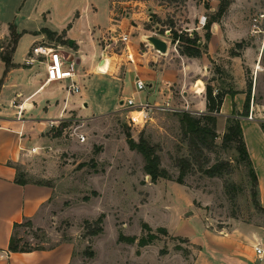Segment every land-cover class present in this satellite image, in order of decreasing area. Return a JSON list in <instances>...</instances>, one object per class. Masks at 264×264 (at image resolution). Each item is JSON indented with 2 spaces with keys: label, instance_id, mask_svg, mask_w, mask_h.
<instances>
[{
  "label": "rangeland",
  "instance_id": "1",
  "mask_svg": "<svg viewBox=\"0 0 264 264\" xmlns=\"http://www.w3.org/2000/svg\"><path fill=\"white\" fill-rule=\"evenodd\" d=\"M92 1L98 7L96 15L92 16L93 25H96L93 29L96 31L95 39L105 48L106 41L102 36L105 35L107 39L114 36L113 45L108 50L117 53L112 61L118 66L115 74L121 80L130 60L126 43L120 37L132 25H140L139 31L134 34L156 35L171 42L172 54L176 53L173 50L175 44L181 50L185 44L184 38H194L198 33L194 28L189 30L184 22L188 21L190 0H109L110 12L108 0ZM193 1L204 2L207 10L194 17L198 20L204 15L208 23L218 11V8L214 11L210 9L211 3L220 4L221 0ZM81 2L0 0V56L13 55L11 49L15 35L11 25L31 30L44 25L55 28L68 16L72 15L73 19L81 8ZM155 4L162 5L165 12H154L157 9ZM45 12L48 14L47 20L43 16ZM134 14L135 18H131ZM221 18H228L229 26L233 28L234 25L237 33L228 53L236 48L243 61L251 63L242 64L245 90L249 89L248 81L252 84L250 110L253 101L254 113L264 117V0H231ZM98 30L102 32L101 36H98ZM29 41L30 37L19 42L18 58L25 56ZM39 42L56 47L59 44L47 37L36 43ZM146 43L143 37L136 48L132 46L128 50L134 59ZM130 44L133 45V41ZM204 45L201 43L203 50ZM212 67L207 80L216 92L220 88L228 90L236 87L238 77L232 74L231 66L219 73L216 67L220 66L216 62ZM132 76L134 74L126 75L123 88L121 80H118L119 84H112L109 79L98 75L82 82L89 95L85 106H81L84 112L74 111L69 117L75 120L67 122L60 135L55 136L56 131L50 133L51 142L45 149L46 155L37 154L40 156L30 161L31 174L25 172L27 168L25 171L20 168V177L40 181L46 175L48 182L56 187L55 200L43 226L36 227L25 222L18 230L21 246L46 248L63 240H71L80 254V264H194L198 245L184 235H194L199 240L205 236L210 249L219 256L222 253L220 238L227 235L233 222L264 223V212L255 206V200H259L258 196H253L254 184L248 168L239 159L237 143L223 142L226 125L223 128L218 114L217 146L213 150H206L205 157L196 158L194 154V164L185 177V183L180 184L176 181L180 172L177 161L191 153L179 118L182 111H155L148 122H134L131 117L133 113L122 110L120 101L132 96L154 100L148 98L149 80L146 89L136 92ZM164 101L159 100V103ZM173 104L185 107L180 101ZM192 113L200 115L204 112ZM245 116L243 110L237 118L241 122ZM75 131L83 133L86 140L81 142ZM129 136L135 141L145 139L153 145L160 155L161 166L168 170L172 179L159 178L153 182L151 176L145 173L143 155L130 148ZM218 161L230 162V169L221 175L208 176L204 169ZM102 214L104 230L90 236L86 221L95 222ZM145 224L150 229H145ZM161 228H165L166 232ZM151 233L155 238L149 244L140 246L139 240L143 237L150 239ZM121 236L135 237L136 240H120ZM91 251L94 252L93 256L89 255ZM213 262L220 263L217 258Z\"/></svg>",
  "mask_w": 264,
  "mask_h": 264
},
{
  "label": "crops",
  "instance_id": "2",
  "mask_svg": "<svg viewBox=\"0 0 264 264\" xmlns=\"http://www.w3.org/2000/svg\"><path fill=\"white\" fill-rule=\"evenodd\" d=\"M81 3V8L76 11L73 19L70 15L55 28L44 25L31 30L15 25L16 32L20 36L12 55V62L17 66L12 67L5 74L6 65L0 58V80L3 79L0 88V264H80L81 262L80 254L71 240H63L46 248L35 247L29 251H12L9 248L12 237L20 239L17 232L22 229L25 222L30 221L36 227L43 226V222L51 212L50 208L53 206L56 192V187L48 182L49 177L46 175H43L40 181L27 180L25 184L18 183L17 166L22 167L24 171L27 168L25 172L29 173L30 161L40 156L37 154L46 155L45 149L51 142L52 127H57L62 119L69 118L74 111L84 112L81 106H85L89 95L82 82L90 80L94 75L109 79L112 84H119L118 80L122 79L115 74L118 66L112 61L117 57V53L108 50L113 45V37L107 39L105 35L102 36L103 40H106L105 48L96 40V31L93 30L96 25H93L92 21V16H95L98 10L96 3L92 0H82ZM211 4V10L218 8L219 3ZM188 5V21L184 20V22L189 26V30L193 28L197 30L202 44H207L203 54L201 56L182 54L177 44L173 49L176 53L172 54L171 42L165 38L163 39L168 43L166 53H161L146 43L145 47L140 49L139 56L127 62V71L120 85L123 88L127 74H134L133 86L138 77L145 82L149 80L148 98L158 102L167 99L173 103L180 101L185 107L188 105L190 111L206 112L205 88L208 76L213 71L212 65L216 62L220 68L222 67L221 69L231 66V72L238 77V81L233 89L236 92L226 94L221 111L218 113V121L224 128L227 118L237 117L244 110L247 91L242 64L251 63L244 62L236 48H233L232 53H228V49L232 48L233 41L237 38L235 27L229 26L228 18L213 22L212 36L210 40H206L204 27L200 25L199 19L194 17L197 13L207 10L204 8V2L190 0ZM107 6L110 12L109 0ZM161 6L156 5L157 9L154 12L159 14L165 12ZM46 14V12L43 14L45 20L48 19ZM131 18H135V14ZM43 27L59 32L66 30V38L75 43L74 47L65 45L63 50L69 55H74L78 62L77 80L81 87L78 93H73L67 88L70 84L68 79L46 82L44 63L27 64L31 46L47 37L40 32ZM139 28L140 25H132L128 32L123 31L129 36L125 47L127 53L132 46L136 48L143 37L148 36L134 34ZM98 31L100 32L98 36H101L102 32ZM28 37L30 41L27 52L20 59L17 57L18 44ZM131 41L133 45L130 44ZM104 53L109 59V65L106 72H101L100 64ZM256 57L259 60V55L256 54ZM241 124L258 177V200L264 208V132L260 123L245 117ZM230 229L227 235L220 238L222 253L219 256L210 249L205 236L199 240L194 235H184L194 245H198L199 250L194 264H216L213 262L214 258L219 260L218 264H264V223L236 220ZM257 247L263 249L262 258L256 251Z\"/></svg>",
  "mask_w": 264,
  "mask_h": 264
},
{
  "label": "trees",
  "instance_id": "3",
  "mask_svg": "<svg viewBox=\"0 0 264 264\" xmlns=\"http://www.w3.org/2000/svg\"><path fill=\"white\" fill-rule=\"evenodd\" d=\"M231 0H221L218 11L215 14V17L212 18L211 21L205 24V38L206 40H210L212 33H211V26L212 23L215 21H219L223 14L228 10V7L230 6ZM14 26V27H13ZM12 33L15 35V41L14 46L11 49V53L15 52L16 45L18 43L19 34L16 32L15 25H11ZM14 28V30H13ZM41 33H44L48 39L55 40L57 43L65 44V45H71L72 47L75 46V43L72 42L71 39L66 38V30H63L61 32L56 30H51L48 27H43L40 31ZM196 37V38H195ZM194 38L192 37H185L182 49L180 52L182 54H186L188 56H201L203 54V49H201V37L198 33H196V36ZM174 39H177V36H174ZM179 39V38H178ZM181 41V39H179ZM240 43H238L239 45ZM207 44L204 45V50H206ZM0 58L5 62L6 69L5 74L8 72L9 69L12 67H16L17 64L12 62V57L9 55H1ZM222 69L220 67H216V72H221ZM3 83V79L0 80V88ZM249 89L247 91L246 95V101L244 105V115H248L250 111V100H251V81H248ZM235 93L233 89L231 90H224L220 88L217 92L215 91L212 83L208 82L206 84L205 88V97H206V107L207 110L203 114L200 115H194L190 111H182L180 112V122L182 131L184 133V136L188 140V144L190 147V155L187 157H181L177 161V166L179 167V175L176 178V181L180 184L185 183V177L188 174L189 170L191 169L192 165L194 164V154L196 158L206 156L205 151L206 150H213L217 144H216V138L218 137L216 125H217V114L220 113L221 107L223 105L225 96L227 93ZM235 114V112H234ZM67 124V122H61V125L58 127H52V131H56V135L58 136L62 133V128ZM261 128L264 132V122H261ZM61 126V127H60ZM223 142H236L237 143V151L239 152V159L242 162H245L249 175L253 181L254 187L252 189V193L254 197L258 196V177L255 172V169L252 164V160L246 145V141L244 138V132L243 127L240 122V120L236 117H229L226 121V132L223 135ZM128 143L131 149L137 150L140 152L145 160L144 170L145 173L151 176V179L153 182H155L159 178H168L172 179L170 173L168 170L161 166V159L160 155L157 153L156 148L151 145L148 141L145 139H140V141H135L131 138V136L128 137ZM85 163H83V166ZM231 166V163L228 161H218L217 163L207 167L204 169V172L210 176H217L223 174L225 171L229 170ZM18 168V175L16 177V181L20 184H25L27 182V179L25 177H20L19 170L20 166H17ZM95 194L97 192L95 191ZM88 199V197H84ZM255 206L259 210L264 212V208L261 207L260 203L255 200ZM29 224H31L30 221H27ZM103 214L95 220V222L86 221V228H88V234L90 236H95L100 234L103 229ZM145 229H150V226L148 224L144 225ZM163 232H166L165 228H161ZM150 239L141 238L139 240L140 246H145L149 244V242L155 238L154 235L149 236ZM127 240L129 242H134L136 240L135 237H120V240ZM20 239H17L16 237H12L10 242V250L12 251H29L35 248L28 247V246H21L20 245ZM90 256L94 255V252L91 251L89 253Z\"/></svg>",
  "mask_w": 264,
  "mask_h": 264
},
{
  "label": "built area",
  "instance_id": "4",
  "mask_svg": "<svg viewBox=\"0 0 264 264\" xmlns=\"http://www.w3.org/2000/svg\"><path fill=\"white\" fill-rule=\"evenodd\" d=\"M206 20V16H201L199 18V23L202 27L205 26ZM112 34L114 35V33ZM112 37L114 39V36ZM120 38L125 43H127L129 40V36L126 33H122ZM64 47L65 44L61 43H59L57 47L47 42L36 43L31 47L29 57L27 58L26 62L27 64L31 65H33L35 62L44 63L46 67V82L68 79L70 80V84L67 88L73 93H78L81 88L77 80L78 62L75 59L74 55H69L63 50ZM128 58L131 61L133 60V54L131 52L128 53ZM146 87L147 84L143 79L138 77L135 80L136 92H141L146 89ZM122 101L123 102L120 103L122 110L133 113L131 117L134 122H148L150 119H152V114H154L155 111H183L188 109V105L186 107H179L174 105L170 100H166L163 103H159L156 101H150L148 99H136L134 96H132L123 98ZM253 104L254 102L252 101V109L250 113L245 116V118L253 121H258L259 123L264 122V117H259L254 113ZM74 120L75 119L73 117L62 119V121H60L57 127L61 124V122H70ZM75 133L79 137L81 142L86 140V136L83 133H77L76 131ZM33 150L35 149L33 148ZM256 251L260 256L263 253V249L260 247H257ZM260 258H262V256Z\"/></svg>",
  "mask_w": 264,
  "mask_h": 264
},
{
  "label": "water",
  "instance_id": "5",
  "mask_svg": "<svg viewBox=\"0 0 264 264\" xmlns=\"http://www.w3.org/2000/svg\"><path fill=\"white\" fill-rule=\"evenodd\" d=\"M147 42L152 45L155 49H157L161 53H166L168 50V43L165 39L155 36V35H148L145 37ZM106 62V53H104V56L102 58L101 64H104ZM100 64V65H101ZM123 101L121 100L120 103Z\"/></svg>",
  "mask_w": 264,
  "mask_h": 264
},
{
  "label": "bare ground",
  "instance_id": "6",
  "mask_svg": "<svg viewBox=\"0 0 264 264\" xmlns=\"http://www.w3.org/2000/svg\"><path fill=\"white\" fill-rule=\"evenodd\" d=\"M108 65H109V59H107L104 64L100 65V71L106 72L108 70Z\"/></svg>",
  "mask_w": 264,
  "mask_h": 264
}]
</instances>
